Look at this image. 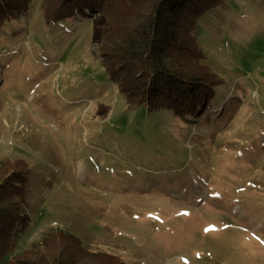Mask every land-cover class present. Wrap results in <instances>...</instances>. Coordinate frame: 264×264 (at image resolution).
<instances>
[{"label":"rangeland","instance_id":"rangeland-1","mask_svg":"<svg viewBox=\"0 0 264 264\" xmlns=\"http://www.w3.org/2000/svg\"><path fill=\"white\" fill-rule=\"evenodd\" d=\"M220 1L195 30L221 83L188 117L128 108L100 12L32 0L0 26V162L29 165L15 253L62 230L127 264H264V0Z\"/></svg>","mask_w":264,"mask_h":264},{"label":"trees","instance_id":"trees-1","mask_svg":"<svg viewBox=\"0 0 264 264\" xmlns=\"http://www.w3.org/2000/svg\"><path fill=\"white\" fill-rule=\"evenodd\" d=\"M31 1L0 0V26L19 18ZM39 1L48 22L84 11L108 16L103 30L107 49L100 61L128 108L144 105L179 117L194 116L221 83L205 63L195 30L197 18L220 0H144V7L138 0H57L51 8ZM28 170L24 159L0 162V264H84L85 259L91 264H127L115 254L85 248L77 236L62 230L15 253L18 238L30 223Z\"/></svg>","mask_w":264,"mask_h":264}]
</instances>
